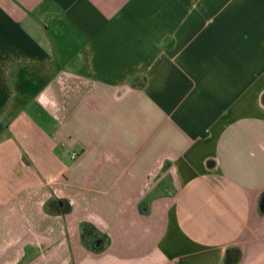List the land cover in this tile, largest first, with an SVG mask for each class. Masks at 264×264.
Masks as SVG:
<instances>
[{"label":"crops","instance_id":"crops-1","mask_svg":"<svg viewBox=\"0 0 264 264\" xmlns=\"http://www.w3.org/2000/svg\"><path fill=\"white\" fill-rule=\"evenodd\" d=\"M263 195L264 0H0V264H264Z\"/></svg>","mask_w":264,"mask_h":264},{"label":"trees","instance_id":"trees-1","mask_svg":"<svg viewBox=\"0 0 264 264\" xmlns=\"http://www.w3.org/2000/svg\"><path fill=\"white\" fill-rule=\"evenodd\" d=\"M261 203L264 204V195H263V197H262V199H261ZM230 253H231V252H229V253L227 254V258H226V262H227V264H232L231 262L236 261V260H232V258L230 257Z\"/></svg>","mask_w":264,"mask_h":264},{"label":"built area","instance_id":"built-area-1","mask_svg":"<svg viewBox=\"0 0 264 264\" xmlns=\"http://www.w3.org/2000/svg\"><path fill=\"white\" fill-rule=\"evenodd\" d=\"M73 158H76L75 156H73Z\"/></svg>","mask_w":264,"mask_h":264}]
</instances>
